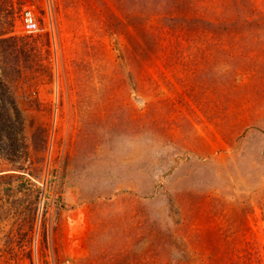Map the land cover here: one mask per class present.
<instances>
[{
	"label": "rangeland",
	"instance_id": "rangeland-1",
	"mask_svg": "<svg viewBox=\"0 0 264 264\" xmlns=\"http://www.w3.org/2000/svg\"><path fill=\"white\" fill-rule=\"evenodd\" d=\"M0 0V264H264V0ZM15 110V111H14Z\"/></svg>",
	"mask_w": 264,
	"mask_h": 264
},
{
	"label": "built area",
	"instance_id": "built-area-1",
	"mask_svg": "<svg viewBox=\"0 0 264 264\" xmlns=\"http://www.w3.org/2000/svg\"><path fill=\"white\" fill-rule=\"evenodd\" d=\"M39 12L40 14H35L30 9L22 10L19 16V29L27 36L46 37L55 58L57 27L53 0H40Z\"/></svg>",
	"mask_w": 264,
	"mask_h": 264
},
{
	"label": "trees",
	"instance_id": "trees-1",
	"mask_svg": "<svg viewBox=\"0 0 264 264\" xmlns=\"http://www.w3.org/2000/svg\"><path fill=\"white\" fill-rule=\"evenodd\" d=\"M15 111V110H14Z\"/></svg>",
	"mask_w": 264,
	"mask_h": 264
}]
</instances>
